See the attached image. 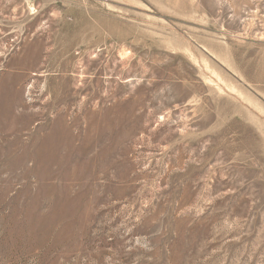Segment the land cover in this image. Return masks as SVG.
<instances>
[{"label": "rangeland", "instance_id": "374dc122", "mask_svg": "<svg viewBox=\"0 0 264 264\" xmlns=\"http://www.w3.org/2000/svg\"><path fill=\"white\" fill-rule=\"evenodd\" d=\"M0 264H264V0H0Z\"/></svg>", "mask_w": 264, "mask_h": 264}]
</instances>
